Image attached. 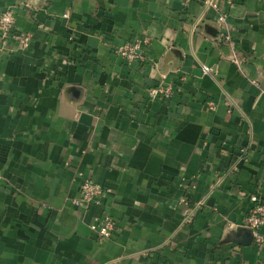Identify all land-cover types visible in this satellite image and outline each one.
I'll return each mask as SVG.
<instances>
[{"label": "crops", "instance_id": "obj_1", "mask_svg": "<svg viewBox=\"0 0 264 264\" xmlns=\"http://www.w3.org/2000/svg\"><path fill=\"white\" fill-rule=\"evenodd\" d=\"M217 2L234 46L198 0H0L31 37L0 49V264H264L243 227L264 204V0ZM146 37L145 62L117 55ZM89 180L109 193L75 206Z\"/></svg>", "mask_w": 264, "mask_h": 264}, {"label": "built area", "instance_id": "obj_2", "mask_svg": "<svg viewBox=\"0 0 264 264\" xmlns=\"http://www.w3.org/2000/svg\"><path fill=\"white\" fill-rule=\"evenodd\" d=\"M205 10H211L218 13L217 26L218 36L230 46H234L232 40L231 28L228 23L227 16L220 12L217 0H198ZM68 17V15H65ZM31 37L26 34H18L15 27V16L12 10H7L0 15V49L6 50L9 54H13L16 47L18 49H27L30 45ZM150 38L138 39L125 43L116 50L125 62L131 64L134 62L143 63L147 60L144 51L150 44ZM233 63L237 66L242 64L236 53L232 56ZM174 87L169 84H157L148 90V97L151 101L168 100L174 94ZM214 108V104H210ZM109 193V189L94 181H86L80 188V194L74 200V205L79 207H89L98 204L100 199ZM256 204L244 220L243 227L247 229L257 247L264 245V236L262 229L264 228V204H262L257 196L251 198ZM116 227V222L111 216H105L97 219L92 225L91 230L95 232L100 239H108L112 236Z\"/></svg>", "mask_w": 264, "mask_h": 264}, {"label": "water", "instance_id": "obj_3", "mask_svg": "<svg viewBox=\"0 0 264 264\" xmlns=\"http://www.w3.org/2000/svg\"><path fill=\"white\" fill-rule=\"evenodd\" d=\"M208 32H209V34H211V35H213V36H215V37H217V35H218V30L217 29H214V28H209L208 29ZM241 230H243V229H241ZM249 236H251V234H246L245 236H244V238H247V237H249Z\"/></svg>", "mask_w": 264, "mask_h": 264}]
</instances>
